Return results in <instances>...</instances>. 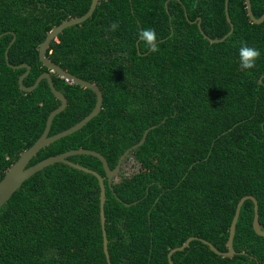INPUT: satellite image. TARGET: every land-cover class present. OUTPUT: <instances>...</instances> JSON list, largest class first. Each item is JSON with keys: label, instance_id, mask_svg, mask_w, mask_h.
<instances>
[{"label": "trees", "instance_id": "trees-1", "mask_svg": "<svg viewBox=\"0 0 264 264\" xmlns=\"http://www.w3.org/2000/svg\"><path fill=\"white\" fill-rule=\"evenodd\" d=\"M92 0H0V180L43 134L61 101L39 56L47 34L84 15ZM264 14V0H251ZM234 25L233 32L227 10ZM118 27L113 30L111 25ZM154 29L156 51L139 39ZM14 34L16 40L6 49ZM243 45L260 50L254 68L240 64ZM48 57L99 85L100 113L80 130L42 148L29 165L71 149L102 153L111 168L124 159L111 185L103 162L90 154L70 160L97 170L106 184V232L112 264H264V236L253 221L255 203L240 210L233 256L230 228L239 201L258 200L264 229V21L246 0H99L87 20L65 28ZM68 100L53 120V135L95 107V92L53 74ZM154 126V127H153ZM134 159L132 174L124 164ZM100 184L89 172L57 162L27 179L0 209V264H109L103 246Z\"/></svg>", "mask_w": 264, "mask_h": 264}, {"label": "water", "instance_id": "water-1", "mask_svg": "<svg viewBox=\"0 0 264 264\" xmlns=\"http://www.w3.org/2000/svg\"><path fill=\"white\" fill-rule=\"evenodd\" d=\"M98 2H99V0H92L90 9L84 15L65 19L61 24L54 27L47 34L45 40L42 41L40 46H39V56H40V60L43 62V64L49 68V71L43 72L37 78L36 82L33 85L25 86L23 84L24 78L29 74L30 69H31V66L29 64L22 63L19 65H13V64L9 63V65H11L12 67H15V68H21V67L27 68L26 72L23 73L19 79V83H20L22 90L33 91L34 89H36L38 87V85L40 84V82L43 79H47L52 92L61 101V104L49 114L47 124H46V128H45L43 134L34 142V144L31 147L24 150L20 154L19 158L9 167V169L6 171L4 177L0 180V209L2 208V206L4 204H6L8 202V200L13 196V194L22 186V184L27 179H29L36 172L44 169L45 167H47L49 165L54 164V163L63 162V163L68 164L74 168L83 170L85 172L92 173L98 178L99 184H100V189H101V193H100V209H101L100 210V216H101V224H102V230H103V246H104V252L106 254L108 263L112 264L111 259H110L109 248H108V236H107L106 227H105V223H106L105 203H106L107 195H106V184H105L104 177L97 170L92 169L90 167H87V166H85L79 162L72 161L69 159V157L72 155H75V154H90V155L98 157L103 162L104 168H105L107 176H108L109 184L111 185L113 178L118 176L119 173L121 172L122 164H123L125 157L133 149L142 145L145 142L147 134H148L150 129H146L142 139L137 144L128 148L121 155V157L118 161V164L116 165L115 168L110 167L108 160L106 159V157L102 153H100L96 150H91V149H86V148L71 149V150L56 154V155L49 156L47 158H44V159L38 161L35 164L29 165L31 159L42 148L48 146L52 142H55L56 140H58L62 137L68 136V135L80 130L90 120H92L95 116H97L102 109L104 97H103V92L100 89L99 85H97L94 82L83 79V78L79 77L78 75H75V74L69 72L68 70L64 69L61 65L53 62L47 55V51H48V48H49L51 42L53 40L57 39L59 34L65 28H68L70 26L82 23L83 21H85L89 17H91L95 11L97 5H98ZM226 2H228V0H226ZM246 4H247V9H248L249 15L251 16L252 20L256 23L263 22L264 21V14L260 18H256L254 16L253 10H252L251 0H246ZM226 10H227V19L230 22L232 28H231L230 32L228 34H226L223 38L212 39L211 40L212 42H218V41L225 40L234 30V25L231 21V17L229 15L227 6H226ZM15 40H16V35L14 34V37H13L11 43L9 44L8 48L6 49V59L8 62H9V55H8L9 48L11 47V45L13 44V42ZM53 74H57L58 76L65 78L66 80H68L74 84H79V85L84 86L86 88L92 89L97 96V101H96V105L93 108V110L87 116H85L82 120H80L79 122H77L76 124L72 125L71 127L67 128L65 130H62L56 134L50 135L49 132H50V129H51V126H52V123H53L55 116L57 114H59L61 111L65 110L67 105H68L67 97L65 96L63 91L58 89L54 84ZM247 199H251L255 203V216H254V221H253L254 229L257 232V234L264 236V229L261 228L260 220H259L258 200L253 195H246L239 201L235 216H234L232 224H231L230 235H229V239H228V251L227 252H221L215 247V245L213 243H211L208 240L203 239V241L205 243H207L211 247V249L214 250L215 252L220 253V254H224L226 256H233L236 253V251L234 249V236H235L236 224H237V221H238V218L240 215L241 207ZM195 238L196 237H194V236L189 237L184 244H182L181 246L173 248L169 252L170 264H174V261L172 259V254L177 252L178 250L185 249L190 244V242Z\"/></svg>", "mask_w": 264, "mask_h": 264}, {"label": "clouds", "instance_id": "clouds-1", "mask_svg": "<svg viewBox=\"0 0 264 264\" xmlns=\"http://www.w3.org/2000/svg\"><path fill=\"white\" fill-rule=\"evenodd\" d=\"M118 27L116 23L111 25V28L115 30ZM139 39L145 44V46L152 51H156L157 36L154 29H144L139 34ZM57 40V39H56ZM260 50L254 47L243 45L239 48V60L240 64L246 69H252L255 66L257 58L260 56Z\"/></svg>", "mask_w": 264, "mask_h": 264}, {"label": "rangeland", "instance_id": "rangeland-1", "mask_svg": "<svg viewBox=\"0 0 264 264\" xmlns=\"http://www.w3.org/2000/svg\"><path fill=\"white\" fill-rule=\"evenodd\" d=\"M124 165V172L128 175L132 174L139 167L138 163L134 159H130Z\"/></svg>", "mask_w": 264, "mask_h": 264}]
</instances>
